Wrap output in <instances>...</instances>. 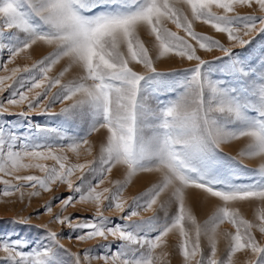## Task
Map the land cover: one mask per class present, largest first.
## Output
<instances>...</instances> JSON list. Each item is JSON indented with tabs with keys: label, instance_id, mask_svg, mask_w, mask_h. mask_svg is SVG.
<instances>
[{
	"label": "snow or ice",
	"instance_id": "6c2138e0",
	"mask_svg": "<svg viewBox=\"0 0 264 264\" xmlns=\"http://www.w3.org/2000/svg\"><path fill=\"white\" fill-rule=\"evenodd\" d=\"M180 3L190 9L191 18L178 7ZM254 4L261 15L234 14L237 6L251 8ZM213 6L222 13L213 12ZM194 20L226 34L231 47L194 31ZM166 21L195 40L199 49H218L222 56L202 59L188 39L165 26ZM141 29L155 38L157 59L174 53L195 61L193 67L183 70L182 79L171 81L170 74L156 70L140 39ZM254 34H264V0H0V51L9 53L3 64L5 74L0 75V94L11 90L6 104L0 100V115L27 118L29 113H36L79 120L87 126L83 135L59 136L69 141L67 151L77 156L84 146L92 155L88 137L107 130L98 160L70 164L64 148L56 150L51 144L35 142L57 130L34 125V134L21 137L0 125V184L4 186L0 196L19 193L22 200V188L26 186L33 189L28 193L31 197L40 195V190L50 191L59 182L79 194L62 199L61 211L75 203L94 204L95 214L89 221L73 223L71 216L53 217L56 223L82 230L75 237L78 241L108 240L111 236L121 242L120 249L110 255L93 256L85 249L87 264L93 259L104 264H167V253L157 250L163 249L165 237L174 230L179 233L184 264H234L233 257L240 252L252 254L249 264H264V244L255 235V231L264 235V163L252 170L254 178L249 183L235 182L231 174L223 171L222 164L223 145L241 138L248 140L240 152L242 157L264 159V55L254 64L234 53L235 48L250 45ZM38 43L54 46V51L30 67H7ZM63 58L81 70L77 78L62 82L68 68L55 78L49 77L52 66ZM132 62L144 65L147 71H135L130 66ZM33 70L38 71L28 78L31 86L27 91L13 88L17 83L23 88L24 78L19 74ZM213 72L223 77L212 79ZM161 92L176 94L161 101ZM153 97L157 100L155 107L149 103ZM55 103L65 105L59 113L51 111ZM21 105H26L27 111L10 112V107ZM26 159L29 163H24ZM48 159L56 166L34 163ZM97 163L100 178L95 186L86 184L85 174L96 173ZM116 165L125 167V181L113 182V189H100L107 179L105 173ZM27 168H37L43 175H16ZM152 172L161 174L159 183L130 203L122 197L133 176ZM76 173L80 184L74 185L72 177ZM4 176L12 177L16 183ZM189 189L201 190L222 202L203 224L197 222L188 203ZM163 194H168L166 200L161 199ZM241 201L260 202L255 222L244 218L234 206ZM172 205L175 214L169 219L167 210ZM42 207L52 214L50 201ZM104 208L118 213L132 209L121 217L128 223L109 226ZM137 209L154 214L135 221L133 217L140 215ZM157 211L165 212L162 223L155 215ZM13 222L27 224L29 218ZM225 223L234 232L219 233L220 225ZM218 235L228 241L223 259L217 256ZM202 236L210 241L207 256L201 248ZM45 239L48 245L30 251L24 250L28 246L21 239L3 240L0 264H66L61 250L73 258V264H81L80 255L60 244L57 232L48 230Z\"/></svg>",
	"mask_w": 264,
	"mask_h": 264
},
{
	"label": "rangeland",
	"instance_id": "374dc122",
	"mask_svg": "<svg viewBox=\"0 0 264 264\" xmlns=\"http://www.w3.org/2000/svg\"><path fill=\"white\" fill-rule=\"evenodd\" d=\"M178 7H181L186 14L190 17V9L187 8L183 3L178 4ZM212 11L221 14L222 10L217 9L214 6ZM239 15H261L258 6L255 4L253 7L249 8L246 6H237L235 13ZM191 18V17H190ZM193 30L210 36L213 39L219 40L226 47H231V42L227 40V36L224 33H218L211 25L202 23L201 21H192ZM165 26L173 32H176L177 35L188 39L194 47L197 48V54L201 56L202 59L212 60L213 57L222 56V53L218 49H213L212 51H205L199 49V46L196 44L195 40H192L190 37H187L182 29H177V27L172 24L170 21L165 22ZM139 36L141 41L144 43L145 47L149 51V55L153 60V66L158 72L170 74L168 79L171 81L180 80L184 76V69L193 67L195 61H189L186 58L176 56L174 53H169L165 56H158V47L155 41V38L145 29L139 31ZM247 39V37H245ZM54 51V46L44 45L38 43L33 46L27 53H22L18 56L13 63L7 65L9 69L12 67H25L31 66L34 62L42 60L44 57L48 56ZM234 53L240 57H247L249 61H252L254 64L259 61L262 55H264V34H254L252 43L246 48L241 49L239 47L234 49ZM9 53L7 50L0 51V75L5 74L3 72V64L8 60ZM219 63V62H216ZM70 65V62L67 58L61 59L58 63L52 66L51 71L48 73L49 77L55 78L59 75L61 71L65 68H68L69 71L61 78L62 82H67L69 80L77 78L81 74L79 68H73ZM130 66L137 72L144 73L146 68L142 64H136L132 62ZM38 70H33L31 73H20L19 75L24 78V87L20 88L19 83L14 84L13 88L19 89L20 91H27V88L31 86L28 78L35 74ZM223 74L218 72L212 73V79L222 78ZM53 92H56L57 89H52ZM11 94V90H6L4 93L0 94V100H3L6 104L7 99ZM175 92H161L159 94V99L161 101H166L172 96ZM70 103V101L65 102V104ZM150 105L155 107L157 100L153 97L149 101ZM7 106V105H6ZM62 105L60 103H55L51 106V111L54 113H59ZM20 111H27L26 105H21L18 107H10V112L19 113ZM0 125L6 126L7 129L15 131L21 137H29L30 134L35 133L34 125H40L43 127L51 128L57 130L48 134L45 138L43 136L36 139L35 142L41 144H51L54 149L58 150L64 148V155L68 157V163H84L88 160H94L99 157V151L101 142L106 138V129H102L98 132H93L89 137V141L93 147L92 155H88L85 151L87 146H84L79 149V156L76 153L67 151V144L69 141L67 139H60L59 136L63 135L64 137H71L76 135H83L84 130H86V125H82L79 120L73 122L72 120H65V117L59 115H39L36 113H29L28 117H22L19 115H9L3 114L0 115ZM147 134H150L147 133ZM248 140L246 138H241L237 141H232L228 144L223 145L222 152V164L223 171L225 173L231 174L233 179L237 183H249L252 182L254 174L253 169L260 167L264 163V159L260 157L249 158L246 156H241L240 152L246 147ZM24 163H29L26 159ZM34 163H41L45 166L51 167L56 166L55 161L48 160H39L34 161ZM97 172H89L85 174L84 180L85 183H91L95 186L97 180L100 178L98 175L99 164L95 165ZM16 175H36L42 176L43 173L37 168H27L21 169ZM76 173L73 177L74 185L80 184V181L76 180ZM107 179L103 185H100V189L108 187L110 189L114 188L113 182H124L126 178V169L124 166L116 165L113 167L111 172L105 173ZM3 179L12 180L13 183L16 181L12 177L4 176ZM161 179V174L159 172L152 173H138L130 179V182L127 183L126 187L123 189L122 197L125 200L131 202L132 198L141 196L143 193L151 189L155 184L159 183ZM3 185L0 184V190L3 189ZM86 190V188H85ZM99 190V189H98ZM22 191L25 193L23 199H20V194L15 193L10 197L0 196V242L3 240H15L21 239L25 241L28 246L24 250H31L33 247H41L48 245L50 242L45 239V235L48 230L55 231L59 234L60 244L64 246L65 249L70 250L72 253H77L80 255L81 264H87L84 259V250L89 249L91 255L100 256V255H110L117 252L120 249L121 242L119 240H114L111 236L108 237V240H103L100 238L91 240V241H78L75 237L81 234L80 229H73L67 224L56 223L53 219L54 215L59 214L61 216H71L73 217V223L89 221L94 217L95 214V205L92 203H75V206H68L63 211H61L60 201L66 198L69 195L78 197V193L72 192L68 189L66 184H61L57 182L51 186V190L44 192L40 190V195L29 197L28 193L33 191L30 187L26 186L22 188ZM188 203L192 208L193 214L195 215L197 222L203 224L209 217L215 212L217 206L221 204L218 198L208 197L206 194H203L201 190L198 189H189L187 191ZM168 194H163L161 199H167ZM51 202L53 212L48 214L45 212L42 207L46 202ZM108 203L107 201L105 202ZM240 211V214L253 222H255V216L258 208L260 207V202L258 201H241L237 202L235 205ZM132 209H126L125 213H118L115 210H110L104 208V216L108 218L109 226H114L115 224H124L128 223L121 219L122 216L127 215ZM140 212L138 217H133V220L139 221L141 218H148L154 213L151 211L145 212L142 209H137ZM168 218L175 214V205H172L167 210ZM155 215L158 217L159 222H163L165 219L164 211H157ZM29 218V223H14V220L19 218ZM75 218H79L76 220ZM46 226V227H43ZM219 233L224 232H234V229L230 224L225 223L220 225L218 229ZM143 234V233H141ZM148 235L154 236L155 233L149 232ZM257 240L264 244V235H261L258 231H255ZM166 245L163 249H158L157 251H164L167 253L166 262L167 264H184L183 258L179 252V233L174 230L170 232L167 237H165ZM228 241L223 238L222 235L217 237V256L220 258L226 257ZM201 248L205 256L209 255L211 252L210 241L207 237H201ZM62 259L66 264H73V258L69 257L66 254H63L61 250ZM4 253L0 251V257H3ZM252 258L250 252H240L235 254L233 257L234 264H249V261ZM91 264H104L102 260L93 259Z\"/></svg>",
	"mask_w": 264,
	"mask_h": 264
},
{
	"label": "bare ground",
	"instance_id": "6f19581e",
	"mask_svg": "<svg viewBox=\"0 0 264 264\" xmlns=\"http://www.w3.org/2000/svg\"><path fill=\"white\" fill-rule=\"evenodd\" d=\"M72 67H73V68H75V67H76V68H78V67H77V66H75V65H74V66H72ZM76 68H75V69H76Z\"/></svg>",
	"mask_w": 264,
	"mask_h": 264
}]
</instances>
